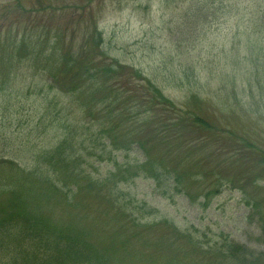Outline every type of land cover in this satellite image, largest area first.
<instances>
[{
    "label": "rangeland",
    "instance_id": "1",
    "mask_svg": "<svg viewBox=\"0 0 264 264\" xmlns=\"http://www.w3.org/2000/svg\"><path fill=\"white\" fill-rule=\"evenodd\" d=\"M209 2L0 0V217L23 204L113 264H264L263 55ZM102 130L130 143L86 149Z\"/></svg>",
    "mask_w": 264,
    "mask_h": 264
},
{
    "label": "trees",
    "instance_id": "2",
    "mask_svg": "<svg viewBox=\"0 0 264 264\" xmlns=\"http://www.w3.org/2000/svg\"><path fill=\"white\" fill-rule=\"evenodd\" d=\"M246 1L247 0H210L207 5L208 7H216L220 11V18L214 16V20H217L216 23L220 21L226 22L225 20L230 21V19L234 18L242 20L248 18L246 20L252 22L251 33L257 37V41L253 42V44H251V41L249 42L247 52L251 61L256 66L261 61V55H263L262 60L264 62V22L259 23L256 21L259 17L264 18V0H252L251 8L244 6ZM239 24L240 22L238 21L235 24L237 29L239 28ZM248 28L249 23L246 30ZM254 55L259 57L257 58ZM237 64V62L233 63V66H238ZM261 64L264 65V63ZM228 66L232 67V63L227 66L224 65V68ZM262 68L261 69L264 71V66ZM227 78L228 77L225 75L224 79ZM257 82L260 91L263 92L264 80H262L259 75L257 76ZM234 83L233 81V84ZM73 84L74 83L70 85ZM235 104L240 105V101H235ZM53 105H55V103H53ZM194 122H196L199 127H203L206 124L204 118L198 115L194 118ZM101 133L104 135L98 137L97 134V138L95 139L89 135L90 143L84 145L86 146L85 148L87 149L89 146H91V149L99 147L101 137L107 138L110 141V145L113 144L115 148L122 147V149H126L127 144L130 143V141L122 139L123 145L119 146L118 141L123 138L122 136H118L106 130H102ZM68 134L70 135H68L65 140L69 142V151L73 154L70 159L65 158L64 155L68 153L64 150H60L61 153H58L57 159L53 163L56 168L66 167L63 168L65 171L70 168L76 169V166L71 162V158L75 159V153H86V150H84L85 148L75 152L77 142L79 143L85 138L82 142V144H84L86 136L79 135L80 140L78 141L77 138L79 136L73 137L72 132ZM126 138L128 137H125V139ZM139 148L141 149V147ZM154 168L155 165L153 161L147 159L144 167L141 169L143 171L146 169L154 171ZM119 169L121 168L117 167L116 171ZM126 170L128 169L123 171ZM137 173L144 174L142 171H137ZM148 175H151L150 178L153 180L158 179V176L155 174ZM3 211L4 213L0 217V264H113L109 260L107 253L103 250V246L94 243L88 236H84L85 234L83 233L80 236L72 230L52 226L42 215L25 207L23 204H7V207Z\"/></svg>",
    "mask_w": 264,
    "mask_h": 264
}]
</instances>
